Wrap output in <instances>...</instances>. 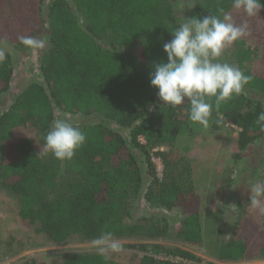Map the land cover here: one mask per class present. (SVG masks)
I'll list each match as a JSON object with an SVG mask.
<instances>
[{
	"label": "trees",
	"instance_id": "obj_1",
	"mask_svg": "<svg viewBox=\"0 0 264 264\" xmlns=\"http://www.w3.org/2000/svg\"><path fill=\"white\" fill-rule=\"evenodd\" d=\"M43 1L0 0V46L24 51L28 48L21 36L47 41L40 79L0 115V189L13 201L23 227L57 246L75 238L92 242L105 231L118 240L157 242L169 231L168 212L180 209L178 238L200 246L201 197L190 163L175 147L190 121V104L164 106L150 84L154 64L167 61L163 45L178 28L175 10L189 0H51L47 9ZM231 5L232 0H198L189 19L222 18L221 9L233 17ZM251 18L259 21L247 33L260 26L264 30V10ZM249 41L247 34L226 46L234 50L227 63L252 77L244 92L218 109L215 98L209 101L210 119L220 116L239 129L237 163L264 139V127L257 123L264 112V69L256 65ZM257 42L264 62V41ZM13 82V58L7 50L0 62V98ZM57 112L91 120L75 125L86 142L71 160L60 161L43 150ZM29 125L41 135L38 147L26 133ZM162 148L166 150L155 152ZM154 156L163 165L162 179ZM258 179L264 182V173ZM236 226L222 242L219 261L264 259V214L261 223L246 219ZM130 248L142 253L151 249L152 255L143 254L136 264L201 261L188 251L158 244ZM163 252L182 262L156 257ZM62 264L113 262L99 254H75L64 256Z\"/></svg>",
	"mask_w": 264,
	"mask_h": 264
},
{
	"label": "rangeland",
	"instance_id": "obj_2",
	"mask_svg": "<svg viewBox=\"0 0 264 264\" xmlns=\"http://www.w3.org/2000/svg\"><path fill=\"white\" fill-rule=\"evenodd\" d=\"M51 0H44L47 9ZM198 0H189L175 10V23L178 27L187 22ZM263 17V16H262ZM248 17L243 11H235L233 21L238 25L254 26L259 20ZM257 20V21H256ZM249 32V43L255 50L254 61L258 68L264 69V62L260 61L262 46L258 40L264 41V30ZM261 30V31H260ZM44 38V36H40ZM47 48L33 51L15 50L7 46V50L13 58L14 82L10 92L0 98V115L5 111L17 94L21 93L32 81L40 79V58ZM234 50L225 47L219 62H229L233 58ZM251 67V64H246ZM67 118L76 125L89 123L90 119L57 112V119ZM26 133L35 146L40 145L41 135L35 127L28 126ZM239 129L225 123L222 117L210 119L208 126L204 127L191 120L176 144V148L187 158L193 171V184L201 197V215L203 226V242L198 247H190L184 244L177 236L179 220L183 216L180 209L168 212L170 219L167 236L157 242L132 240H120L124 245L122 253H111L113 264H136L144 255H152L149 252L142 253L138 249L130 248L131 245L158 244L166 249L179 248L188 251L201 259L199 263L188 264H227L218 259L223 240L230 239L237 221L251 219L261 223L264 211L250 207L251 183L258 182V175L264 173V139L254 144L245 151L237 161ZM165 148L157 149L164 151ZM159 179L163 178V165L159 157L154 156ZM234 205L235 207L226 208ZM140 211L144 212L145 209ZM140 211L137 212V216ZM142 214V213H141ZM75 254H98L92 243L75 238L64 245H52L44 236L23 227L13 201L0 189V264H62L63 257ZM156 257L182 262L174 257H167L160 253ZM186 263V262H184ZM239 264H264V259L245 261Z\"/></svg>",
	"mask_w": 264,
	"mask_h": 264
},
{
	"label": "clouds",
	"instance_id": "obj_3",
	"mask_svg": "<svg viewBox=\"0 0 264 264\" xmlns=\"http://www.w3.org/2000/svg\"><path fill=\"white\" fill-rule=\"evenodd\" d=\"M231 6L248 17H255L264 10V0H232ZM221 13L222 18L209 15L187 19L172 31L173 38L163 45L167 61L154 64L150 75V84L158 90V98L164 106L176 108L187 100L189 119L204 127L208 126L213 110L211 98H215L218 109L222 102L244 92L252 79L235 65L217 59L226 46L248 34L246 24L237 26L230 12L221 9ZM19 39L34 52L47 44L44 38L21 36ZM6 52V47L0 46V62L6 59ZM257 123L264 127V112L260 113ZM85 142V133L67 118L56 119L45 137L43 150L60 161L71 160ZM249 191V206L264 211V182L251 183ZM232 207L235 206L226 208ZM91 243L105 260L110 259L111 253L124 251L123 243L110 231L102 232Z\"/></svg>",
	"mask_w": 264,
	"mask_h": 264
}]
</instances>
